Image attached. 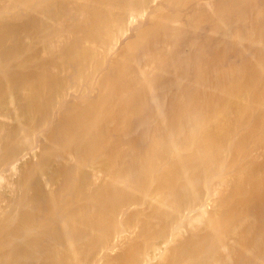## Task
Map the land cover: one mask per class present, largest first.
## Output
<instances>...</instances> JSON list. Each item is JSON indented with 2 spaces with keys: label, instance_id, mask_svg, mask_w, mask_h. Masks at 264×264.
Masks as SVG:
<instances>
[{
  "label": "bare ground",
  "instance_id": "obj_1",
  "mask_svg": "<svg viewBox=\"0 0 264 264\" xmlns=\"http://www.w3.org/2000/svg\"><path fill=\"white\" fill-rule=\"evenodd\" d=\"M0 264H264V0H0Z\"/></svg>",
  "mask_w": 264,
  "mask_h": 264
}]
</instances>
